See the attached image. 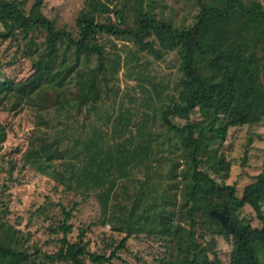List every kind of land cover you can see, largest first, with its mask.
<instances>
[{
  "label": "trees",
  "instance_id": "1",
  "mask_svg": "<svg viewBox=\"0 0 264 264\" xmlns=\"http://www.w3.org/2000/svg\"><path fill=\"white\" fill-rule=\"evenodd\" d=\"M44 1L34 0L26 10L27 0H0V54L1 44L16 42L32 70L24 80L0 78V105L8 102L16 109L23 104L40 111L36 131L22 154L23 164L67 191L96 193L100 224L109 223L113 232L124 236L109 255L87 250L83 228L75 242L69 241L73 230L69 221L78 205L73 203L69 209L59 206L62 220L48 228L51 234H61L57 251L28 252L21 230L8 222L9 211L0 198V264H84L85 257L94 264H111L126 250L127 241L140 234L161 243L162 253L154 258L158 264L166 263L174 238L179 239L175 264H263L264 149L261 171L240 193L233 184L219 183L205 167L227 173L230 166L222 145L228 130L264 122L261 2L196 0L199 12L193 25L178 29L150 16L139 4L132 8L130 26L125 23V7L113 10L107 1L85 0L76 18L78 35L73 37L43 14ZM111 13L124 28L111 21ZM37 30L44 32V38L36 48L31 43ZM102 34L128 39L158 60L175 52L181 74L176 94L167 96L165 105L161 94L167 88L150 84L161 104L152 115L125 118L123 112L132 113L124 108L115 121L108 119L111 135L117 137L110 136L111 144L97 125L77 128L73 121L74 111L84 112L85 119L97 113L109 93V81L119 71V62L108 58L99 44ZM92 59L95 64L90 66ZM50 109L54 115L47 116ZM157 114L160 125L175 139L171 147L180 153L165 173L156 138L160 134L153 123L148 125ZM172 117L183 124L171 121ZM5 133L0 126V145ZM122 181L135 188L123 202L117 194L118 189L124 194ZM246 206L260 227L239 220V210ZM215 236L231 241L227 263L213 252ZM206 237L210 242H204Z\"/></svg>",
  "mask_w": 264,
  "mask_h": 264
},
{
  "label": "rangeland",
  "instance_id": "2",
  "mask_svg": "<svg viewBox=\"0 0 264 264\" xmlns=\"http://www.w3.org/2000/svg\"><path fill=\"white\" fill-rule=\"evenodd\" d=\"M33 1L27 0L26 10L29 9ZM103 1H107L113 10L125 7V23L130 26L133 25L132 8L136 4H139L144 12L155 19L168 22L178 29L192 26L199 12L196 0ZM205 1L209 4L214 3V0ZM259 1L264 6V0ZM84 2L85 0H45L42 12L53 21L57 29H65L73 37H77L79 30L76 26V18L83 8ZM109 16L115 25L120 28L125 27V25L117 23L113 13ZM32 38L31 44L37 48L39 42L44 38V32L37 30L32 34ZM98 38L99 44L104 48L105 55L112 61L119 62V71L109 81V93L107 96L104 95L103 104L97 113L91 114L88 119H85L84 112L79 114L74 111L73 121L75 122L74 127L77 128L84 125L87 129L97 125L99 130L107 135L108 143L111 144L110 136L114 135H111V125L108 119L115 121L124 108L132 113V116H129V112H123L125 118L131 117L133 120H139L144 112L152 115L155 107L167 103V96L176 94L175 87L181 74L179 58L175 52H169L158 60L152 54L138 50L128 39L105 34L99 35ZM19 45L11 41L1 44V79L7 77L19 81L30 76L32 72L30 61L22 55V51L17 47ZM70 55L68 53V56ZM197 61L203 69L207 68L203 60L197 58ZM88 64L93 66L94 59L90 60ZM262 81L264 83V74ZM150 84H159L160 87L167 88L161 94V104L155 99ZM142 88H145L148 94L147 91L144 93ZM39 113L38 109L23 104L16 109H12L8 102H5L3 106L0 105V126L6 132L5 141L0 145V198L9 211L7 220L21 230L19 235L23 241V247L28 252L39 249L42 253H53L59 247L57 240L61 234H51L48 228L56 227L57 223L62 220L59 206L69 209L73 203H77L73 217L69 221L73 230L67 238L69 241L75 242L79 229L83 228L85 230L83 239L87 243V250L91 253L109 255L110 250L124 234L113 232L109 223L103 226L100 224L101 209L96 193L86 196L79 192L67 191L54 183L49 176L39 174L23 164L22 154L28 147L29 138L36 131ZM46 114L47 116L54 115V109L47 110ZM193 118L197 117L193 116ZM171 121L177 124L184 122L174 117L171 118ZM152 123L154 124L153 130L160 134L156 138L160 143V155L163 158L161 170L165 173L169 169L171 160H179L180 153L171 147L175 139L160 125L158 114L154 122L150 119L148 125H152ZM114 138L117 137H112V139ZM263 149L264 122L253 126L230 128L226 141L222 145V152L230 166L229 171L215 173L212 169L205 167L219 183L233 184L236 191L240 193L243 187L252 182L253 177L261 171ZM122 183L125 186L124 194L121 189H118L117 192L121 202L126 196L135 192L132 184L124 181ZM238 217L244 224L250 222L252 226L260 227L254 212L248 206L239 210ZM137 236H133L127 241L126 250L120 251L119 259H113L111 264H158L154 262V258L162 253L161 243L151 236L144 234ZM214 238L213 252L217 254L222 263H227L232 249L231 241L218 236ZM207 241L210 242V237L204 239V242L207 243ZM178 243V238L172 239L165 264H175ZM210 257L213 258L212 253H210ZM40 259H36L37 262ZM261 261L264 264L263 256H261ZM84 264L94 263L85 257Z\"/></svg>",
  "mask_w": 264,
  "mask_h": 264
}]
</instances>
